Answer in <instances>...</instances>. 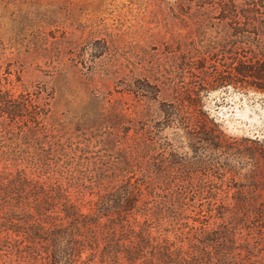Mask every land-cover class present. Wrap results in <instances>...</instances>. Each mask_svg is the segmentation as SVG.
Wrapping results in <instances>:
<instances>
[{
	"label": "rangeland",
	"instance_id": "374dc122",
	"mask_svg": "<svg viewBox=\"0 0 264 264\" xmlns=\"http://www.w3.org/2000/svg\"><path fill=\"white\" fill-rule=\"evenodd\" d=\"M216 1L0 0V88L41 93L51 111L39 127L73 163L83 153L112 171L126 166L121 154L148 141L152 150H139L127 177L146 193L163 180L180 189L179 177L193 176L184 220L203 207L196 217L235 240L231 259L253 264L242 245L264 254V220L252 212L264 203V154L253 141L264 138V79H213L232 59L264 63V0H232L237 16ZM232 25L250 38L231 37ZM206 115L226 133L222 141L210 138ZM40 250L0 246V264H46Z\"/></svg>",
	"mask_w": 264,
	"mask_h": 264
},
{
	"label": "trees",
	"instance_id": "16d2710c",
	"mask_svg": "<svg viewBox=\"0 0 264 264\" xmlns=\"http://www.w3.org/2000/svg\"><path fill=\"white\" fill-rule=\"evenodd\" d=\"M203 2L206 0H196L199 6ZM216 2L224 13L237 16L234 1ZM248 3L256 5L254 1ZM255 10L248 11L252 14ZM248 17L253 25L258 20L256 15ZM229 35L250 38L240 25H232ZM253 58L226 61L228 73L219 72L213 82L237 84L249 76L264 79V63L257 56ZM34 94L16 95L0 88V246L24 253L41 248L46 264H237L230 257L237 248L230 234L224 231L225 235L196 217L205 211L203 207H194L193 222L184 220L183 212L192 199L187 188L195 184L191 182L193 176L181 175L179 178L188 185L184 183L180 189L163 180L144 193L127 177L140 162L138 157L148 156L151 149L148 141L139 140L138 149L133 146L124 155L119 152L125 156L121 163L126 166L112 171L83 153L77 164L73 163L65 148L39 127L51 110L41 93ZM177 110L188 111V106H177ZM206 117L210 138L222 141L226 133ZM253 141L264 154V138ZM142 148L145 152L141 153ZM84 161L86 169L81 167ZM150 170L144 168L145 173ZM87 173L94 175L91 183H86ZM209 192L213 194L212 190ZM88 195L96 198L87 199ZM206 211L207 216L213 217L212 204ZM252 212L264 220V203ZM188 226L194 231L186 230ZM242 247L247 250L246 260L264 264V254L253 253L249 242Z\"/></svg>",
	"mask_w": 264,
	"mask_h": 264
}]
</instances>
